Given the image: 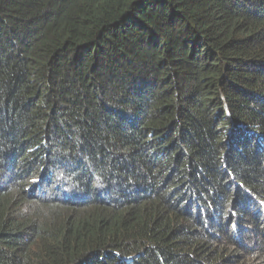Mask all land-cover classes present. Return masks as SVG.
I'll return each mask as SVG.
<instances>
[{"label":"trees","instance_id":"16d2710c","mask_svg":"<svg viewBox=\"0 0 264 264\" xmlns=\"http://www.w3.org/2000/svg\"><path fill=\"white\" fill-rule=\"evenodd\" d=\"M0 264H264V0H0Z\"/></svg>","mask_w":264,"mask_h":264},{"label":"rangeland","instance_id":"374dc122","mask_svg":"<svg viewBox=\"0 0 264 264\" xmlns=\"http://www.w3.org/2000/svg\"><path fill=\"white\" fill-rule=\"evenodd\" d=\"M91 211V210H90ZM119 213L123 212V211H118ZM117 212V213H118ZM94 218V217H101V219H106L109 218V211H102V212H96V211H86L84 214H82L79 218H78V223H80V221H84L90 218ZM74 230H76L78 228V225H74Z\"/></svg>","mask_w":264,"mask_h":264},{"label":"clouds","instance_id":"9594fccd","mask_svg":"<svg viewBox=\"0 0 264 264\" xmlns=\"http://www.w3.org/2000/svg\"><path fill=\"white\" fill-rule=\"evenodd\" d=\"M90 219H92V220H94V218H90ZM89 219H87V220H84V221H88ZM83 221V220H82ZM75 225H77V224H75Z\"/></svg>","mask_w":264,"mask_h":264},{"label":"bare ground","instance_id":"6f19581e","mask_svg":"<svg viewBox=\"0 0 264 264\" xmlns=\"http://www.w3.org/2000/svg\"><path fill=\"white\" fill-rule=\"evenodd\" d=\"M24 183V182H23ZM116 217V216H115Z\"/></svg>","mask_w":264,"mask_h":264}]
</instances>
